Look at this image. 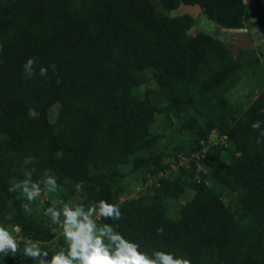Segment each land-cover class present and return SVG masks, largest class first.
Returning <instances> with one entry per match:
<instances>
[{"label":"trees","instance_id":"obj_1","mask_svg":"<svg viewBox=\"0 0 264 264\" xmlns=\"http://www.w3.org/2000/svg\"><path fill=\"white\" fill-rule=\"evenodd\" d=\"M184 3L199 4L220 28L248 21L245 0H0V225L21 234L19 257L0 255V264H36L22 254L29 240L50 255L51 245L64 246L47 217L26 213L22 192L9 191L31 169L34 182L50 172L60 185L47 193L41 184L47 208L81 196L80 181L85 206L118 203L122 218L100 223L149 254L264 264V87L246 107L229 104L244 50L189 32L196 19ZM253 5L264 35V0ZM30 57L35 73L26 79ZM53 64L55 73L40 76ZM214 131L224 138L208 146ZM154 176L129 197L130 179ZM168 198L178 202L173 213Z\"/></svg>","mask_w":264,"mask_h":264},{"label":"clouds","instance_id":"obj_2","mask_svg":"<svg viewBox=\"0 0 264 264\" xmlns=\"http://www.w3.org/2000/svg\"><path fill=\"white\" fill-rule=\"evenodd\" d=\"M249 19L251 20L250 23H248ZM254 20L255 14H250L245 25L239 28L248 30L247 26L253 23ZM193 26H196V23ZM224 29L231 28H220L216 36L223 32H227L229 35L236 34L235 31ZM255 29L256 33L262 34L256 26ZM188 31L195 35L191 28ZM231 38L235 37L231 36ZM228 43L233 44L232 39L225 42V46ZM253 44L256 45L254 41ZM247 48L252 49L254 47L239 48L238 52ZM35 64V59L31 57L23 64L26 79L34 75ZM48 67H51L55 73V64L47 67L41 66L39 69L40 76L47 78ZM56 83L59 84L60 81L57 80ZM251 128L253 130L260 129L261 122L258 120L253 121ZM260 137H264V130L260 131ZM260 137H257L256 140L258 144L262 142ZM24 162L29 164L32 163V160L26 158ZM34 171L35 169L26 170L25 179L11 185L9 188V191H21L27 199L29 203L23 205L26 213H31L29 204L37 199L36 193L41 190V184L43 190L47 193H56L60 190V185L57 183L54 174L45 172L42 181L34 182L32 180ZM74 187L76 193L82 194L76 200L69 203V201L65 202L62 198H56L51 201L50 206L45 210V215L51 218V222L60 227L64 246L59 250L54 249L50 255L39 242H26L22 253L24 257L35 261L36 264H190V260L177 256L173 252L156 249L149 254L142 251L138 242L127 239L117 230L118 226L111 223H100L101 220L119 221L122 218L118 203L100 199L85 206L82 202L86 198L84 182H77ZM15 230L16 226L13 227V230H9V228L0 225V255L8 256L11 253L15 256L20 251L18 240L13 235ZM156 233L163 236L164 228L162 226L157 227Z\"/></svg>","mask_w":264,"mask_h":264},{"label":"rangeland","instance_id":"obj_3","mask_svg":"<svg viewBox=\"0 0 264 264\" xmlns=\"http://www.w3.org/2000/svg\"><path fill=\"white\" fill-rule=\"evenodd\" d=\"M197 23L198 22H196V24ZM250 25L252 31L256 33V29L253 23H251ZM254 39L256 45L254 46V48H252L253 50L246 49L243 51L241 49L243 53L242 56L239 58L241 62V67L238 71V75L233 79V81L231 82V84H229L228 88L225 91V95L226 98L228 99L229 104L236 108L240 106L246 107L248 103L252 101L254 96L264 87V36L262 34L257 33ZM254 56H256L257 60L254 59ZM242 109L243 108H241V110ZM223 138L224 137L222 135H219L217 134L216 131H214L209 134L207 139V145L219 146ZM186 160L187 158H184L182 156V161H186ZM172 168H175V165H172ZM166 174L167 172H162L161 174H159V176H165ZM156 178L157 176H154L153 178H147L145 182H143L140 185L136 182L135 179H130L132 185L131 188L132 191L129 193L130 194L129 197L133 196L134 194H136V192L142 189L144 190V188L146 187H150L152 180H155ZM36 196L37 199L29 204L31 208L30 214L37 215L40 213L44 217H47L48 220H46V222L52 228V231L54 232L55 235L53 239L57 240L58 236H62L61 229L58 225H55L51 222V218L49 216L45 215V210L47 209V207H45L44 205L46 203V200H48V196L45 192L42 193L40 190L37 191ZM171 199L172 198L167 199V205L169 208L168 213H173V211L177 208L178 205L177 201ZM26 203L29 202L25 201V204ZM13 235L16 236L18 241L21 240V234L19 233L18 228H16L15 232H13ZM29 241L32 242L34 240H29ZM39 243L42 244L41 242ZM54 249L59 250V248L55 247V245H51V250L53 251ZM18 257H19L18 253L15 256H13V258L15 259Z\"/></svg>","mask_w":264,"mask_h":264},{"label":"water","instance_id":"obj_4","mask_svg":"<svg viewBox=\"0 0 264 264\" xmlns=\"http://www.w3.org/2000/svg\"><path fill=\"white\" fill-rule=\"evenodd\" d=\"M246 10L248 12V15H247L248 17L250 14L251 15L255 14L253 0H246ZM182 11L189 13L198 22L196 26L191 27V30L194 31V34H196L197 31L200 30L205 33L211 34L213 37L217 35V32L220 29L219 26L212 21L210 22V20L207 19V17L201 13V8L199 4L191 5V4L184 3L182 4ZM250 22L251 20L249 19L248 23ZM224 30H231V31L236 32V34L235 33L230 34L231 36L235 37V39H232L233 44L231 43L226 44V47L232 49L234 54L238 53L239 48L254 47L253 40L245 28H238V29L231 28V29H224ZM240 32L241 34H237ZM242 40L245 41L244 44L242 43ZM70 202L71 201H69V203Z\"/></svg>","mask_w":264,"mask_h":264},{"label":"flooded vegetation","instance_id":"obj_5","mask_svg":"<svg viewBox=\"0 0 264 264\" xmlns=\"http://www.w3.org/2000/svg\"><path fill=\"white\" fill-rule=\"evenodd\" d=\"M247 29H248L247 32L250 34L252 40L255 41L254 37L256 36L257 33L253 32V31L251 30V25H248V26H247ZM249 29H250V30H249ZM237 34H241V32H240V33H237ZM218 37L221 38L224 42H227V41H229L230 39H235V38H231V36H230L229 33H227V32L219 33V36H218ZM242 43L244 44L245 41L242 40Z\"/></svg>","mask_w":264,"mask_h":264}]
</instances>
